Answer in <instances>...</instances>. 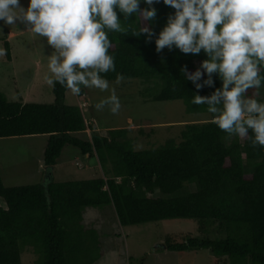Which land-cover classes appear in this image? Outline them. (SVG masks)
Masks as SVG:
<instances>
[{
    "label": "trees",
    "instance_id": "obj_1",
    "mask_svg": "<svg viewBox=\"0 0 264 264\" xmlns=\"http://www.w3.org/2000/svg\"><path fill=\"white\" fill-rule=\"evenodd\" d=\"M141 7H147L141 5ZM151 28L157 34L174 10L161 4ZM134 26L148 22L130 18ZM115 71L110 83L151 85L142 98L150 102L182 101L188 114L207 118L186 124L179 142L169 139L158 148L135 150L128 129H111L107 136L91 128L78 105L65 104L67 89L56 84L52 105L9 102L0 92V139L48 136L44 163L54 167L66 146L98 160L101 175L93 180L7 187L0 174V264H21L24 248L41 257L38 264H97L103 257L98 233L84 224L87 208L109 206L123 227L172 220H194L201 237L170 234L164 244L170 252L207 250L216 264H264V147L229 136L213 122L207 105L191 103L199 93L181 72H194L199 55L164 49L144 36L109 33ZM11 58L10 44L4 43ZM215 79V86L221 83ZM85 88L81 86V95ZM256 90H249L252 95ZM257 99L264 101V88ZM90 140L76 134L86 133ZM251 169L250 174L246 173ZM1 204V203H0ZM212 234L211 239L208 237Z\"/></svg>",
    "mask_w": 264,
    "mask_h": 264
},
{
    "label": "clouds",
    "instance_id": "obj_2",
    "mask_svg": "<svg viewBox=\"0 0 264 264\" xmlns=\"http://www.w3.org/2000/svg\"><path fill=\"white\" fill-rule=\"evenodd\" d=\"M161 3L174 11L157 34L151 22L158 14L154 5ZM130 18L148 23L134 26ZM0 22L23 23L26 32L45 38L53 50L46 55L48 86L59 84L76 96L81 86L110 92L95 108L108 107L113 114L120 111L121 102L105 78L115 71L109 33L131 31L149 44L155 37L156 53L203 52L206 59L194 72L187 65L181 72L196 93L214 91L194 94L191 103L207 105L212 122L224 133L264 147V101L256 98L264 88V0H28L27 8L20 0H0ZM6 55L0 47V57ZM124 79L117 75V83ZM250 89L256 91L249 95Z\"/></svg>",
    "mask_w": 264,
    "mask_h": 264
},
{
    "label": "rangeland",
    "instance_id": "obj_3",
    "mask_svg": "<svg viewBox=\"0 0 264 264\" xmlns=\"http://www.w3.org/2000/svg\"><path fill=\"white\" fill-rule=\"evenodd\" d=\"M20 3L27 8L28 0H20ZM0 29V47L5 48L7 41L11 51L10 59L0 57V92L9 102L54 104L53 88L44 81V76L49 74L46 55L53 51L45 38L26 32L25 25L19 22L15 25L0 22ZM150 86L138 80L110 83L121 102L117 114L108 107L103 110L95 108L110 94L98 89L85 88L82 97L67 90L65 104L81 107L86 122L104 137L111 129H128L137 151L161 147L169 139L179 142L186 124L207 118L205 114H188L182 101L150 102L142 98L141 93ZM90 130L75 136L90 140ZM47 141L48 136L0 139V174L5 186L46 185L48 179L54 182L93 180L101 175L95 157L82 156L71 146L64 148L54 167L46 166L44 150ZM251 172L247 168L246 173ZM0 203L4 206L3 202ZM84 224L95 229L100 239L103 257L97 264H216L215 256L207 250L181 254L162 247L165 237L170 234L201 237L194 220H166L123 227L117 222L113 209L102 206L87 208ZM208 237L220 238L212 234ZM40 261L41 257L32 248L23 249L21 264H38Z\"/></svg>",
    "mask_w": 264,
    "mask_h": 264
},
{
    "label": "crops",
    "instance_id": "obj_4",
    "mask_svg": "<svg viewBox=\"0 0 264 264\" xmlns=\"http://www.w3.org/2000/svg\"><path fill=\"white\" fill-rule=\"evenodd\" d=\"M87 158H88V156H87ZM49 178H51V177H49ZM48 180H50V181H48ZM48 180H47V183H50L51 182V179H48Z\"/></svg>",
    "mask_w": 264,
    "mask_h": 264
},
{
    "label": "water",
    "instance_id": "obj_5",
    "mask_svg": "<svg viewBox=\"0 0 264 264\" xmlns=\"http://www.w3.org/2000/svg\"><path fill=\"white\" fill-rule=\"evenodd\" d=\"M162 247L166 249L165 245H163Z\"/></svg>",
    "mask_w": 264,
    "mask_h": 264
}]
</instances>
